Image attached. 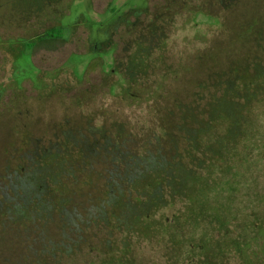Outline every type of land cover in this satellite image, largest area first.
Returning a JSON list of instances; mask_svg holds the SVG:
<instances>
[{
	"label": "rangeland",
	"instance_id": "374dc122",
	"mask_svg": "<svg viewBox=\"0 0 264 264\" xmlns=\"http://www.w3.org/2000/svg\"><path fill=\"white\" fill-rule=\"evenodd\" d=\"M0 264H264V0H0Z\"/></svg>",
	"mask_w": 264,
	"mask_h": 264
}]
</instances>
